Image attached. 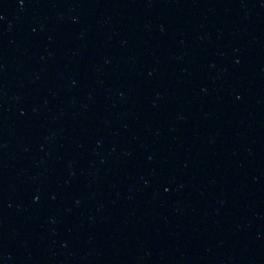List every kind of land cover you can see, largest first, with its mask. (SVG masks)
Returning <instances> with one entry per match:
<instances>
[{
    "label": "water",
    "instance_id": "1",
    "mask_svg": "<svg viewBox=\"0 0 264 264\" xmlns=\"http://www.w3.org/2000/svg\"><path fill=\"white\" fill-rule=\"evenodd\" d=\"M0 264H264V0H0Z\"/></svg>",
    "mask_w": 264,
    "mask_h": 264
}]
</instances>
